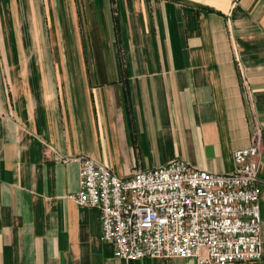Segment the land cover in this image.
Listing matches in <instances>:
<instances>
[{"label": "crops", "instance_id": "obj_1", "mask_svg": "<svg viewBox=\"0 0 264 264\" xmlns=\"http://www.w3.org/2000/svg\"><path fill=\"white\" fill-rule=\"evenodd\" d=\"M257 123L263 255L228 264H264V0H0V264H200L116 257L70 159L226 174Z\"/></svg>", "mask_w": 264, "mask_h": 264}, {"label": "built area", "instance_id": "obj_2", "mask_svg": "<svg viewBox=\"0 0 264 264\" xmlns=\"http://www.w3.org/2000/svg\"><path fill=\"white\" fill-rule=\"evenodd\" d=\"M262 149L257 123L251 144L234 152L235 170L226 174L176 159L119 177L91 156L74 157L80 189L70 198L101 210L102 239L114 244L118 258L195 257L200 264L260 260Z\"/></svg>", "mask_w": 264, "mask_h": 264}]
</instances>
